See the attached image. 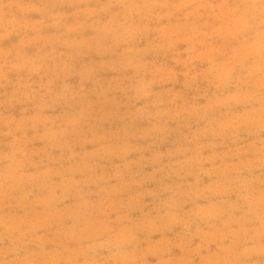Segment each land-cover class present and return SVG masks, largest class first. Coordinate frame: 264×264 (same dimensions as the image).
<instances>
[{
    "label": "rangeland",
    "instance_id": "rangeland-1",
    "mask_svg": "<svg viewBox=\"0 0 264 264\" xmlns=\"http://www.w3.org/2000/svg\"><path fill=\"white\" fill-rule=\"evenodd\" d=\"M262 29L264 0H0V264H264Z\"/></svg>",
    "mask_w": 264,
    "mask_h": 264
},
{
    "label": "clouds",
    "instance_id": "clouds-1",
    "mask_svg": "<svg viewBox=\"0 0 264 264\" xmlns=\"http://www.w3.org/2000/svg\"><path fill=\"white\" fill-rule=\"evenodd\" d=\"M260 35H261V39L264 40V29H262ZM10 161H13V162L15 161L14 155L10 157ZM10 166H11V164H10ZM109 243H111V242L109 241Z\"/></svg>",
    "mask_w": 264,
    "mask_h": 264
}]
</instances>
